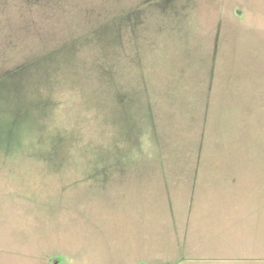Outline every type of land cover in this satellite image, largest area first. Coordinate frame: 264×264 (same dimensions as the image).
Segmentation results:
<instances>
[{
    "label": "rangeland",
    "instance_id": "374dc122",
    "mask_svg": "<svg viewBox=\"0 0 264 264\" xmlns=\"http://www.w3.org/2000/svg\"><path fill=\"white\" fill-rule=\"evenodd\" d=\"M248 186L264 0H0V264L221 256Z\"/></svg>",
    "mask_w": 264,
    "mask_h": 264
},
{
    "label": "crops",
    "instance_id": "0c3cea01",
    "mask_svg": "<svg viewBox=\"0 0 264 264\" xmlns=\"http://www.w3.org/2000/svg\"><path fill=\"white\" fill-rule=\"evenodd\" d=\"M244 193L224 196H235L236 205L231 210H223L221 222L216 234L224 239V255L187 261L184 264H264V256L251 254V249L264 248V186H248ZM242 191V189H241ZM227 213V214H226ZM245 249L240 256L228 255L240 253L237 249ZM229 249H232L231 252Z\"/></svg>",
    "mask_w": 264,
    "mask_h": 264
}]
</instances>
